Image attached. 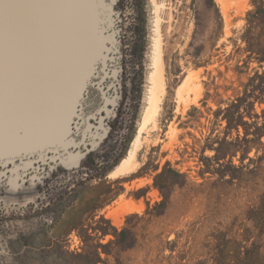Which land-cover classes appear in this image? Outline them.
Wrapping results in <instances>:
<instances>
[{"label":"rangeland","instance_id":"374dc122","mask_svg":"<svg viewBox=\"0 0 264 264\" xmlns=\"http://www.w3.org/2000/svg\"><path fill=\"white\" fill-rule=\"evenodd\" d=\"M61 1L63 28L23 24L42 62L1 96L0 264H264V0H223L226 17L215 0ZM156 7L165 92L134 171L108 177L147 107ZM94 77L102 98L83 101Z\"/></svg>","mask_w":264,"mask_h":264},{"label":"water","instance_id":"95a60500","mask_svg":"<svg viewBox=\"0 0 264 264\" xmlns=\"http://www.w3.org/2000/svg\"><path fill=\"white\" fill-rule=\"evenodd\" d=\"M62 4L63 2L61 0H0V47L4 48V44L8 42L10 45H14L16 48H10L9 51L7 49L5 56L10 53L8 58L12 57L15 55V51L18 55L26 54V60L28 59L30 61L27 62L28 64L25 63V65L22 67L18 62H12L11 59H5V57L3 58L4 50H0V107L5 105V102L3 99H1V96L8 94L11 91L14 83L24 80L22 79V75H18V73L21 70L25 71L28 65H39L42 62V59L38 55V50L36 48V38H32V36H30L28 33L27 36H22V28L25 27L23 24L26 22L34 23L35 26H30L33 28V31H31L32 33H42L46 31V29L50 32L55 29L57 30L59 28H63L64 14ZM27 7L30 9H26ZM10 15L14 17L19 16L21 20L11 22L9 20ZM44 25L46 26L45 28H43ZM69 40V37L66 38V43L62 50L63 52H61L55 58V64L69 49ZM29 48L31 49L30 52L27 50ZM33 54L34 58L40 57V62H31V59H34L31 58ZM11 64L15 65L14 69L9 67ZM49 69L50 70H48L49 73L47 78L42 84H40L41 86L48 84V82L50 83L53 79V70L51 67ZM14 85H17L20 88V83ZM4 119L6 118H0V122H5Z\"/></svg>","mask_w":264,"mask_h":264},{"label":"bare ground","instance_id":"6f19581e","mask_svg":"<svg viewBox=\"0 0 264 264\" xmlns=\"http://www.w3.org/2000/svg\"><path fill=\"white\" fill-rule=\"evenodd\" d=\"M154 1V0H153ZM220 7L221 12L223 13V16L226 17L227 10L226 5L223 0H215ZM155 4V3H154ZM156 5V4H155ZM155 7V6H154ZM156 17H155V28L157 36L153 38L152 41V52H151V70L148 75V81H149V88H148V95H147V107L143 113L142 121L139 125V129L137 132V135L135 136V139L132 143V147L130 151L127 153L126 157L123 158L120 163L112 170L108 177H117L121 174H129L134 171L136 165L134 163L135 155L137 153V150L141 144L142 138L141 133L148 129V124H152V127L150 125V129H154V118L158 111V103L160 102V98L164 94V88H165V78H164V61H163V51L161 48V41H160V35H158L159 30V18L157 15V7L155 9ZM187 78V77H186ZM180 89V88H179ZM179 89H176L179 90ZM181 90V89H180ZM198 90V89H197ZM196 92V91H195ZM179 91L177 92L178 96ZM146 139V138H145ZM143 185L142 181H139V186ZM142 206L140 207H134L131 205L128 206H121L119 209L112 210L109 209V212L107 214V217L111 218L113 221V224L118 226L120 224V216H124L126 214L135 213V212H141Z\"/></svg>","mask_w":264,"mask_h":264},{"label":"trees","instance_id":"16d2710c","mask_svg":"<svg viewBox=\"0 0 264 264\" xmlns=\"http://www.w3.org/2000/svg\"><path fill=\"white\" fill-rule=\"evenodd\" d=\"M99 79L96 77H94L92 80H91V84L87 87V89H86V91H85V93H84V95H83V97H84V99H83V101L84 100H86V98L87 97H89V94L91 93V94H93V93H95V94H97L98 95V98L99 99H101L102 98V92H101V90H100V86H99ZM102 89L103 90H106L105 89V86H102ZM109 92V91H108ZM90 94V95H91ZM103 114V113H102ZM148 211H149V209H148Z\"/></svg>","mask_w":264,"mask_h":264}]
</instances>
